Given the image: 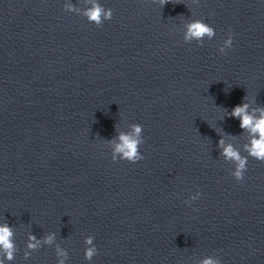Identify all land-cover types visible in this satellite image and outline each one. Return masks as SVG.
I'll return each mask as SVG.
<instances>
[{
    "label": "clouds",
    "instance_id": "1",
    "mask_svg": "<svg viewBox=\"0 0 264 264\" xmlns=\"http://www.w3.org/2000/svg\"><path fill=\"white\" fill-rule=\"evenodd\" d=\"M170 0H160L161 5L169 3ZM85 16L87 19L96 24L100 25L103 19L110 20L112 18L111 10H105L98 3H94L92 7L85 11ZM215 35L214 29L203 21H193L187 25V31L185 35V40H203L204 37L212 38ZM233 44L232 34L229 33V38L225 41V47L231 48ZM225 47L220 48V52H225ZM249 105L247 103H242L236 105L230 116L237 118L239 120V126L241 129L248 130L249 134L252 136L249 145L245 148L249 155L261 162H264V108L254 109L251 113L248 111ZM259 112L260 115L257 116L255 113ZM142 131L141 125H134L133 132L134 136L130 134L119 135V143L115 145V153L120 154L121 160H126L130 163H136L144 159V156L139 151V145L141 140L138 139ZM258 137V138H257ZM219 147L223 148L222 155L225 159L235 162V171L232 176L237 180L242 182L244 180V175L247 170V158L242 157L238 150H236L232 145L225 146L223 139L219 142ZM116 155H113L112 160L116 161ZM13 232L11 228L7 225H0V252L3 253L4 259L9 261L14 259V252L16 250L15 244L12 240ZM30 241H35V243H28L29 249H36L37 245L40 243L36 240L34 236L29 237ZM53 236L49 235L45 238V243L51 244ZM92 237H88L85 241L86 244H92ZM97 254V248L95 246L89 247L85 251V258L91 260L94 255ZM28 253H25L27 256ZM57 255L60 257H67V253L57 248ZM4 259H0V264H4ZM59 264H64V260L61 259ZM202 264H219L217 260L212 258L205 259Z\"/></svg>",
    "mask_w": 264,
    "mask_h": 264
}]
</instances>
